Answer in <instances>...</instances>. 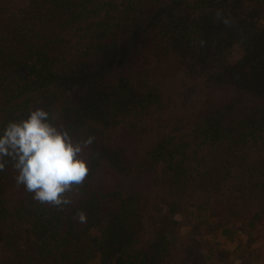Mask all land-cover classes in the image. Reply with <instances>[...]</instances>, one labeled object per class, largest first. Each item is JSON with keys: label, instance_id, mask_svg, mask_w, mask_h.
Masks as SVG:
<instances>
[{"label": "trees", "instance_id": "trees-1", "mask_svg": "<svg viewBox=\"0 0 264 264\" xmlns=\"http://www.w3.org/2000/svg\"><path fill=\"white\" fill-rule=\"evenodd\" d=\"M35 107L89 173L57 207L7 158L0 264H264V0H0V128Z\"/></svg>", "mask_w": 264, "mask_h": 264}, {"label": "clouds", "instance_id": "clouds-1", "mask_svg": "<svg viewBox=\"0 0 264 264\" xmlns=\"http://www.w3.org/2000/svg\"><path fill=\"white\" fill-rule=\"evenodd\" d=\"M91 143V137L74 141L67 129L51 122L46 109L35 107L26 118L0 128V171L10 158L18 185L40 203L62 207L71 203L64 194L81 185L89 173L88 161L81 153ZM77 219L86 223V213L79 212Z\"/></svg>", "mask_w": 264, "mask_h": 264}, {"label": "rangeland", "instance_id": "rangeland-1", "mask_svg": "<svg viewBox=\"0 0 264 264\" xmlns=\"http://www.w3.org/2000/svg\"><path fill=\"white\" fill-rule=\"evenodd\" d=\"M187 12H188V8H186L185 6H179V5L171 4V5H167L163 8L162 12L160 13V16L161 17H171V18L172 17H180V16L185 15ZM101 68H102V66L98 68V71H91V75L89 76V80L94 79V77H96L100 73L99 71ZM87 87H88V85H86L84 88H87ZM90 87H91V85H90ZM81 92H82V95L84 96L85 95L84 93L87 91L82 89ZM202 223L208 225V228L210 230L208 238H210V239L216 238L218 240L223 239V236H221L220 226L216 223V221L214 219L205 220L203 217ZM249 240H251V242L254 243L253 246H258L260 244L259 240L252 239V237H250ZM223 245L226 248H228L229 250H234L238 246V243L236 241L228 238V239H224ZM62 264H71V262L67 258H64ZM232 264H242V261L235 259Z\"/></svg>", "mask_w": 264, "mask_h": 264}]
</instances>
